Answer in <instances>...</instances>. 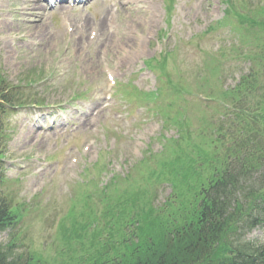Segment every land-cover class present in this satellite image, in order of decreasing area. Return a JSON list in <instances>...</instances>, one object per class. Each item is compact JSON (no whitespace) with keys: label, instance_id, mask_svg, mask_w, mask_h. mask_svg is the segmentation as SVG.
Returning a JSON list of instances; mask_svg holds the SVG:
<instances>
[{"label":"rangeland","instance_id":"obj_1","mask_svg":"<svg viewBox=\"0 0 264 264\" xmlns=\"http://www.w3.org/2000/svg\"><path fill=\"white\" fill-rule=\"evenodd\" d=\"M248 1L253 5L261 2ZM26 2L19 1L15 6L18 12L23 5L27 9L22 12L28 13L31 7L29 1ZM72 3L62 7L64 13L53 1L41 7L46 14L45 30L32 40L34 44L7 42L8 38H2L6 31L0 30V69L12 84L38 71L40 82L35 85V93H39L43 103L16 108L8 117L11 137L3 161L7 177L13 180L6 188L26 208L12 231L15 251L44 250L47 257V250L55 258L57 253L49 244L56 242L61 247L67 243L69 247L85 236L93 238L97 231V216L90 214L87 207L92 202L98 214L102 204L98 195L89 198V194L86 197L78 192L83 170L92 172L91 164L110 152L105 160L107 170L101 176H84L96 179H86L81 184L87 187L91 180L100 187L113 173L120 174L117 178H121L140 161L147 148L155 152L162 147L158 138L161 122L148 110L153 104L136 99L129 102L128 97L118 91L128 83L144 91L157 87L156 73L144 66L145 60L158 56L161 51L177 48L173 76L179 75L194 91L190 98L186 97L190 102L187 113L194 125L197 111L194 102L202 103L203 95L196 90L193 76L199 73L198 81L208 79L210 89L212 85L217 89L229 88L238 82L240 75L248 72L250 65L244 58L227 62L214 53L219 47L227 48L238 42L230 25L212 33L205 31L223 16L225 4L220 0H175L170 20L166 17L163 0H89L74 11ZM11 6L7 0H0V15L5 19L9 17ZM102 16L104 19L98 26ZM85 17L86 24L80 26ZM20 23L12 26V37L25 33ZM161 31L165 34L158 38ZM213 58L219 62L216 76L210 69ZM173 64L169 62L171 70ZM225 68L227 72H223ZM109 75L115 84L109 82ZM76 94L81 97L74 98ZM206 103L216 105L214 100H206ZM203 108L211 110V107ZM50 124L56 129H48ZM165 134H174V130ZM75 186L76 193L72 196ZM145 188L150 189L148 185ZM155 192L154 205L160 206L170 186L157 184ZM132 193L136 198L140 186ZM77 204L82 215L72 207ZM69 206L72 210L66 213L58 228L57 221ZM78 221L85 222V227L81 228ZM58 230L69 233L55 235ZM10 235L9 230L0 232V243L6 244ZM261 236L259 228L247 234V238ZM69 251L72 253L73 249ZM61 259H47L45 263L65 264L63 261L70 263L72 258L64 252Z\"/></svg>","mask_w":264,"mask_h":264},{"label":"trees","instance_id":"obj_2","mask_svg":"<svg viewBox=\"0 0 264 264\" xmlns=\"http://www.w3.org/2000/svg\"><path fill=\"white\" fill-rule=\"evenodd\" d=\"M237 16L238 19L252 25L253 30L246 29V33L252 32L257 37L258 33H264V10L255 12V15L237 14ZM235 28L240 29L238 26ZM259 58L261 65L264 66V44L261 46ZM258 77H260L259 72L252 68L240 82L239 90L249 93L250 88L253 87L250 83L251 79L254 80L256 87ZM2 83L3 81L0 80V85ZM5 101V105L0 104V115L6 111V105L9 104L6 98ZM234 115L237 118L236 133L232 141L228 143V149L231 150L219 159L222 165L214 166L209 163L200 173L190 170L183 173L185 178L192 182L194 198H189L188 205L185 204L181 210L183 214L178 218L181 223L174 226L167 218H157L156 221L149 212L144 214L139 232H145L157 226V239H152V246L147 247L144 244L143 254L134 255V264H237L242 254L249 255L255 250L247 242L243 246L236 247L233 251L235 257L228 261L224 257L227 249L232 247V243L229 245L222 243L218 252L214 249L215 255L221 256L217 262L211 252L217 240L227 241L229 234L236 232L239 226L245 229L251 225L249 219L251 210L256 209L255 219L257 220L264 214V99H261L256 107L249 105L236 107ZM245 124L248 128L252 125L257 127L253 129L257 133L256 139L243 134ZM1 128L0 117V141L3 136ZM251 149L254 153L261 154L257 162L249 166L243 164L231 168V163L228 162L231 158L238 159L239 154L245 155ZM168 165L172 171H175L173 165ZM190 166L187 159L185 167ZM206 171L208 175L203 179L201 173ZM254 175L258 181L257 185H250L246 189L247 179ZM1 183L0 166V185ZM257 199L260 202L254 203ZM16 221L17 214L11 207L10 201L8 202L5 196L0 195V230L12 227ZM10 255V249H3L0 245V264H29L27 259L19 255ZM241 264H254V259L250 257ZM261 264H264V260Z\"/></svg>","mask_w":264,"mask_h":264},{"label":"bare ground","instance_id":"obj_3","mask_svg":"<svg viewBox=\"0 0 264 264\" xmlns=\"http://www.w3.org/2000/svg\"><path fill=\"white\" fill-rule=\"evenodd\" d=\"M10 1H11L12 4H15V5H17L18 2H19V0H10ZM26 1H28V0H21L22 4H25ZM29 1L31 3L32 9H39L40 5L37 4V2L39 0H29ZM23 9H24V7L22 6L21 10H23ZM10 11H11L10 15H12V16H16L17 15L15 13V11H13L12 9ZM22 15L24 16L23 12H22ZM28 16L31 17V19L28 20L31 23H29L30 24L29 28H25L26 34L24 36L28 37L30 39H33V38H35V36H37L38 34H40L41 32H43L45 30V27H44V16H43V13L40 12V11L36 12L35 14H28ZM103 19H104V17H100V19L98 21V24H97L98 26H99L100 22ZM85 24H86V19L83 20V23H82L81 26H84ZM11 27H12V25L10 23H8L4 19L0 18V30L1 31H3V32L4 31H9ZM103 34H104L103 30L100 29V35H103ZM86 119H88V118H86Z\"/></svg>","mask_w":264,"mask_h":264}]
</instances>
